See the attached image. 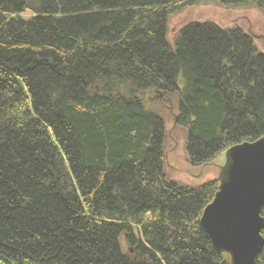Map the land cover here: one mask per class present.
Returning <instances> with one entry per match:
<instances>
[{
	"label": "trees",
	"instance_id": "1",
	"mask_svg": "<svg viewBox=\"0 0 264 264\" xmlns=\"http://www.w3.org/2000/svg\"><path fill=\"white\" fill-rule=\"evenodd\" d=\"M204 4L264 14V0H0V264H227L199 225L218 182L167 180L164 123L144 106L177 103L191 168L264 137L252 39L192 21L169 40L171 17Z\"/></svg>",
	"mask_w": 264,
	"mask_h": 264
},
{
	"label": "water",
	"instance_id": "2",
	"mask_svg": "<svg viewBox=\"0 0 264 264\" xmlns=\"http://www.w3.org/2000/svg\"><path fill=\"white\" fill-rule=\"evenodd\" d=\"M217 161L209 173L217 192L199 225L227 264H256L264 246V137L230 147Z\"/></svg>",
	"mask_w": 264,
	"mask_h": 264
},
{
	"label": "rangeland",
	"instance_id": "3",
	"mask_svg": "<svg viewBox=\"0 0 264 264\" xmlns=\"http://www.w3.org/2000/svg\"><path fill=\"white\" fill-rule=\"evenodd\" d=\"M192 21H210L225 29H241L250 36L256 50L264 55V14L253 7L222 8L214 4H204L183 11L171 17L167 24L169 40L173 41L172 39L179 29ZM144 101L145 108L156 113L164 123V172L168 181L180 186H193L198 183L195 178L199 172L215 171L212 165L201 169L191 168L188 165L185 154L187 134L174 122L177 114L176 102L166 101L151 93L146 96Z\"/></svg>",
	"mask_w": 264,
	"mask_h": 264
}]
</instances>
